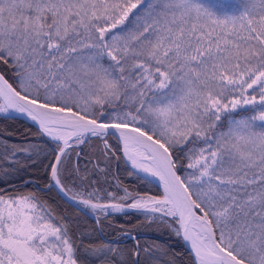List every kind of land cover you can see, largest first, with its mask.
<instances>
[{
  "label": "snow or ice",
  "instance_id": "snow-or-ice-1",
  "mask_svg": "<svg viewBox=\"0 0 264 264\" xmlns=\"http://www.w3.org/2000/svg\"><path fill=\"white\" fill-rule=\"evenodd\" d=\"M0 101L47 138L49 184L98 224L135 212L182 238L188 264H264V0H0ZM93 139L161 191L102 187L107 167H81L82 151L73 165ZM124 235L133 246L82 255L66 216L0 190V264H177Z\"/></svg>",
  "mask_w": 264,
  "mask_h": 264
},
{
  "label": "trees",
  "instance_id": "trees-1",
  "mask_svg": "<svg viewBox=\"0 0 264 264\" xmlns=\"http://www.w3.org/2000/svg\"><path fill=\"white\" fill-rule=\"evenodd\" d=\"M207 4H213L216 0H204ZM10 76V74H9ZM45 139L40 135L39 131L33 128L29 123L24 121L0 117V190L6 192L19 191L22 193H33L42 202H46L54 209L56 214L66 216L68 222L72 226V231L83 247L89 243L98 244L101 242L111 243L116 247H131L135 241L129 240L124 232L132 230L133 235H138L141 244H158L162 248L167 247L170 253L177 256V264H188L189 252L185 249L181 238H177L174 233L165 225L149 223L142 215L130 212L128 214H113L103 219L102 223H96L85 214L78 212L64 202L54 191L49 184L48 169L45 165L48 163L46 155L48 147L45 144ZM112 150L118 152L120 159L117 160L113 156L111 162L106 164L103 156H101L99 145L94 139L88 143L80 145L72 153V164L76 162V152L82 151L80 160L81 167L92 160V164L88 165L92 168L96 164L99 157V167H107V181L105 183V174L97 171L93 179L100 181L102 187H108L109 184H114L115 179L132 189H138L142 192L156 194L161 190L153 183L146 184L137 178V175H129L128 168L119 151V145L115 140H111ZM9 148L16 145L27 148L28 151L18 152L15 158H12L11 153L5 154L4 146ZM83 237L82 241L80 240ZM105 240V241H104ZM89 264H100L98 259L86 257ZM163 259H171V256Z\"/></svg>",
  "mask_w": 264,
  "mask_h": 264
},
{
  "label": "water",
  "instance_id": "water-1",
  "mask_svg": "<svg viewBox=\"0 0 264 264\" xmlns=\"http://www.w3.org/2000/svg\"><path fill=\"white\" fill-rule=\"evenodd\" d=\"M1 103H2V101H1ZM0 117H5V118L8 117V118H14V119H18V120L24 121V122H26V123H29V125H31L33 128H35L37 131H39V130H38V127L35 126L34 123H33L30 119H28V118H27L25 115H23V114H20V113L15 112L14 110H9V111L6 112V113H1V112H0ZM43 138H44L45 140L47 139L46 137H43ZM121 154H122V152H121ZM122 157H123V154H122ZM124 162H125V161H124ZM125 164H126V162H125ZM126 166H127L128 168H131V166L128 165V164H126ZM133 171H134V170H133ZM139 175H140V176H143L144 173H143V174H139ZM52 187H53L54 191L57 192L58 196H59L64 202H66L67 204H69V206H71L72 208H75V210H77L78 212H81V211L78 210V209H80V208H82V207L75 205L72 201H70V200H68L66 197H64L63 194L60 193L59 190H58L54 185H52ZM84 212H86V210H84ZM84 212H82V213L84 214ZM87 213H88V214H87L86 216L92 218V217H91V214H90L89 212H87ZM92 219H93L94 222H96V219H94V218H92ZM96 223H97V222H96ZM97 224H98V223H97ZM97 228H98V226H97ZM181 240H182V238H181ZM182 243H183L185 249H187L188 252H190L189 247L186 245V243H185L183 240H182Z\"/></svg>",
  "mask_w": 264,
  "mask_h": 264
},
{
  "label": "bare ground",
  "instance_id": "bare-ground-1",
  "mask_svg": "<svg viewBox=\"0 0 264 264\" xmlns=\"http://www.w3.org/2000/svg\"><path fill=\"white\" fill-rule=\"evenodd\" d=\"M2 113H6V112H2ZM154 179V178H153ZM156 187H158L159 188V182L158 181H155L154 183H153ZM92 219V218H91ZM93 220V219H92ZM96 223V222H95ZM96 225L98 226V224L96 223Z\"/></svg>",
  "mask_w": 264,
  "mask_h": 264
},
{
  "label": "rangeland",
  "instance_id": "rangeland-1",
  "mask_svg": "<svg viewBox=\"0 0 264 264\" xmlns=\"http://www.w3.org/2000/svg\"><path fill=\"white\" fill-rule=\"evenodd\" d=\"M0 103H1V101H0ZM139 174H143V173H139ZM145 175V174H144ZM82 206V205H81ZM87 210V209H86ZM88 212H90V210H87ZM118 214H122V213H118ZM91 216H93L94 218H96L93 214L91 215ZM182 241V240H181Z\"/></svg>",
  "mask_w": 264,
  "mask_h": 264
}]
</instances>
